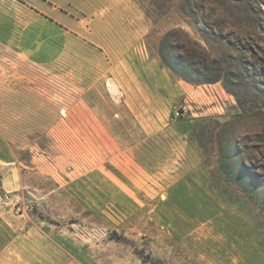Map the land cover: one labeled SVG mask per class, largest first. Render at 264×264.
<instances>
[{
	"label": "rangeland",
	"instance_id": "rangeland-1",
	"mask_svg": "<svg viewBox=\"0 0 264 264\" xmlns=\"http://www.w3.org/2000/svg\"><path fill=\"white\" fill-rule=\"evenodd\" d=\"M0 264H264V0H0Z\"/></svg>",
	"mask_w": 264,
	"mask_h": 264
},
{
	"label": "built area",
	"instance_id": "built-area-1",
	"mask_svg": "<svg viewBox=\"0 0 264 264\" xmlns=\"http://www.w3.org/2000/svg\"><path fill=\"white\" fill-rule=\"evenodd\" d=\"M183 112L181 111H178V110H176L175 112H174V114L176 115V116H179V115H181Z\"/></svg>",
	"mask_w": 264,
	"mask_h": 264
}]
</instances>
